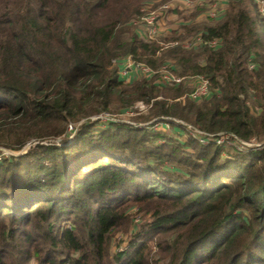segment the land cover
Segmentation results:
<instances>
[{"label": "trees", "instance_id": "trees-1", "mask_svg": "<svg viewBox=\"0 0 264 264\" xmlns=\"http://www.w3.org/2000/svg\"><path fill=\"white\" fill-rule=\"evenodd\" d=\"M224 1L147 41L132 23L144 0H0V264H264V12ZM126 58L151 78L125 83ZM164 66L204 78L208 96L160 80ZM136 103L148 109L128 120L143 127L84 122ZM170 119L260 143L151 131L186 132Z\"/></svg>", "mask_w": 264, "mask_h": 264}, {"label": "rangeland", "instance_id": "rangeland-1", "mask_svg": "<svg viewBox=\"0 0 264 264\" xmlns=\"http://www.w3.org/2000/svg\"><path fill=\"white\" fill-rule=\"evenodd\" d=\"M258 3H260V5H261V6L259 5L260 11L264 12V2L262 0H258ZM144 4L145 5L150 4L152 6L148 7V6H145ZM164 4L168 5L169 11L164 13L163 19L162 18L158 19V23H157L158 26H155V30H156L155 32L158 33V37H159V35H161V37L162 36L167 37L168 35H170V33L174 32V31H178L182 26L190 24L192 22L191 17L194 14H196V23H198V22L204 21V18H203L204 14H207V15H209L210 18H213L211 16L212 14L216 15V17H217L218 15L222 14L226 9V1H224V0H207V1H205V0H152V1L151 0H144V3L140 7L139 13L141 10H145V7H146V9H149L150 12L156 13L159 11L158 7H161ZM154 9H156V10L154 11ZM199 10H202L201 11V12H203L202 15L197 13V11H199ZM135 17L136 16H134L133 20L135 19ZM140 29L144 33V35L148 36V32H147L146 27L141 25ZM179 31H181V30H179ZM150 37H152V36H150ZM139 74H134L132 77L133 80L136 79L137 77H139ZM124 82L129 83V80L126 78V81H124ZM186 84L188 85V87L191 86L190 82H186ZM190 88H192V87H190ZM147 109H148V107L145 106L144 104L136 103L132 109H129L125 112L126 115L124 117H126V119H122V120L116 119V118H113L111 116H108L105 113L101 114L99 116V118H89V119H90V121H96L97 119H99L98 121H96V129H99V128L102 129V127H104L106 125V121L122 122V123L132 125L134 127H136V126H142L143 127L145 124H135V123L131 122L130 120H128V118L144 114L147 111ZM159 119H161V118H159ZM153 122L154 121H152L151 123H153ZM166 123L167 124H165V125L155 124L154 127L151 128L152 129L151 131L161 132L164 135L174 139L177 142H181V143H186V141L189 138L194 139L192 134L189 133L188 131H186L184 126L183 127H184L186 132L183 133L181 131V132L177 133L176 131H174L171 128V125L168 122H166ZM170 123H172L174 125H181L180 121L176 120V119H171ZM181 123H183V122H181ZM183 124L187 125L185 123H183ZM187 126H189V125H187ZM73 135H71L70 138H72ZM197 142L199 143V140ZM52 143L57 144L58 140L51 141V142H43L41 144L49 145ZM259 143L260 142L251 141V143H249L251 146L248 148H244V149L256 147V145H258ZM35 144H37V142H34V143L28 145L26 148H28L29 146H34ZM217 145H219V144H217ZM220 145H225L226 147L230 146L227 143L220 144ZM236 150L239 151L237 148H236ZM239 152H241V151H239ZM2 153H3V156H5V157L7 155H17L18 154V153L8 152L5 150H2ZM134 212H135V210L133 211V213ZM139 216H141V214L140 215L136 214L135 220L139 219ZM123 238L124 237H121L120 235H118L115 239V245L119 243L118 247L125 248L127 246L126 243H128V240L125 241V240H123ZM116 251H117V249H116Z\"/></svg>", "mask_w": 264, "mask_h": 264}, {"label": "built area", "instance_id": "built-area-1", "mask_svg": "<svg viewBox=\"0 0 264 264\" xmlns=\"http://www.w3.org/2000/svg\"><path fill=\"white\" fill-rule=\"evenodd\" d=\"M152 1V0H151ZM207 1V0H205ZM258 1V0H257ZM263 4V3H262ZM145 5V4H144ZM260 5V3H259ZM145 6H152L150 4H147ZM261 6V5H260ZM159 11L156 13L150 12L149 9L141 10L140 13H138L135 17V19L132 21L133 25L136 27V33L137 35L142 38L143 40H155L158 37V33L155 32V26H158V19L162 18L164 16V13L169 10V7L167 4L162 5L161 7H158ZM156 9H154L155 11ZM150 12V13H149ZM262 12V11H261ZM209 16V15H208ZM214 18H216V15H211ZM143 25L147 28L148 36L144 35V33L141 31L140 26ZM152 37H150V36ZM201 43V40L199 38H190L184 40L182 43L183 48L190 49L194 46H197ZM214 43L211 44L213 46ZM119 75L123 79V81H126V78L131 82L133 80L134 74H139V76H144L145 78H151L152 72L149 68L142 64H136L134 63L130 58L124 59L120 65H119ZM125 78V79H124ZM138 78V77H137ZM160 80L166 82L169 85H179L182 83V81L190 82L191 86L193 87L191 92L188 94V97L190 100L194 102H198L204 98H206L209 94V83L202 77H194V78H188V79H182L175 75H172L167 72V68L164 66L161 70ZM110 120V119H109ZM171 121V119L169 120ZM182 126L185 127L186 131L192 134L193 138L195 140H199V143L201 145H207L209 143H216V144H225L227 143L230 146L236 147L239 151L244 150V148H248L251 145L249 143H243L234 138L231 135H210L206 134L204 132L198 131L197 129H194L190 126L184 125L180 122ZM136 127H142V126H136ZM72 130V127L68 128V132ZM229 142V143H228ZM258 146V145H256Z\"/></svg>", "mask_w": 264, "mask_h": 264}, {"label": "water", "instance_id": "water-1", "mask_svg": "<svg viewBox=\"0 0 264 264\" xmlns=\"http://www.w3.org/2000/svg\"><path fill=\"white\" fill-rule=\"evenodd\" d=\"M87 121H90V119H87V120H85L84 122H87ZM26 151V149H24V151H23V153Z\"/></svg>", "mask_w": 264, "mask_h": 264}, {"label": "crops", "instance_id": "crops-1", "mask_svg": "<svg viewBox=\"0 0 264 264\" xmlns=\"http://www.w3.org/2000/svg\"><path fill=\"white\" fill-rule=\"evenodd\" d=\"M169 11V10H168ZM174 12V11H173Z\"/></svg>", "mask_w": 264, "mask_h": 264}]
</instances>
